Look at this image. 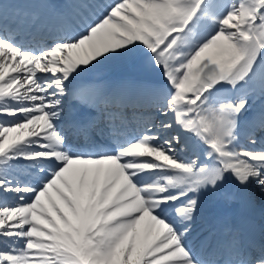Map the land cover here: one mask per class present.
Listing matches in <instances>:
<instances>
[{
    "label": "snow or ice",
    "instance_id": "obj_1",
    "mask_svg": "<svg viewBox=\"0 0 264 264\" xmlns=\"http://www.w3.org/2000/svg\"><path fill=\"white\" fill-rule=\"evenodd\" d=\"M12 7L0 0V264H264V232L242 243L223 218L194 235L203 196H264V0H113L43 45ZM112 60L156 74L137 94L157 117L129 138L103 121L119 97L74 86Z\"/></svg>",
    "mask_w": 264,
    "mask_h": 264
},
{
    "label": "bare ground",
    "instance_id": "obj_2",
    "mask_svg": "<svg viewBox=\"0 0 264 264\" xmlns=\"http://www.w3.org/2000/svg\"><path fill=\"white\" fill-rule=\"evenodd\" d=\"M53 1L54 0H7L8 3L13 5V7L9 9V19H11L13 22L10 23L8 21V23L19 24L23 22L25 25V35L28 37V40L30 37H33L34 42H39L40 45H43L52 39H56L57 36L59 34H63V30H65L56 28L55 31H52L49 27H47L48 25L55 24L56 27L61 25L63 28H66L68 25H78L82 21H87L89 18H94L97 14L102 12L106 4L113 2V0H90L92 4L88 8V11L84 17L78 20L77 15L73 11L70 12L69 9L65 13V16L59 15L60 12L56 14L57 16H51V14L47 13L49 10L48 8L46 9L45 4H52ZM42 9H46L47 12L43 11ZM62 12H64V10ZM33 16L42 17V20H39V23L37 24L38 27H35L36 29L31 27ZM62 22L71 24L65 25V23ZM136 63L137 61L133 63L122 60H112L98 66L95 71L82 75L77 81L74 82L75 88H78L79 90H87L89 92L92 91L94 86L97 84H101L104 86L103 88H106L105 86L107 84H112L114 88L109 91L108 95L110 96L112 94H116L117 91L115 89L121 90L118 92L117 97H119V99L117 100L116 104H110L115 107L114 115L117 117L115 123L118 122L121 126L122 121H125V123H137L135 134L139 132L149 120L156 119L157 117L154 100L150 96H147L144 99L142 95L137 94L138 86L143 85L142 82L146 79V77H144V73L140 69H134V66L137 65ZM126 86L134 87L130 90H127V94L131 95V99L129 100L130 107H126V104H124L126 103V95H124L122 90ZM138 102H141L143 106L142 110L134 106L137 105ZM262 105H264V99L260 97L259 91L257 89L256 96L252 102V113H258ZM123 118L126 120H123ZM105 120H107V114H105ZM242 143H247V138H245ZM27 170L29 169H27L24 165H18L14 169V173L18 175L19 173ZM222 191L224 193H231L234 192L235 189L232 184H227L224 186ZM251 191L253 194L250 198H238L231 203L224 202V200L218 194L206 195L202 197V206L208 205L212 207L213 203L223 200L221 204L217 205V211L222 218H225L226 215L233 212L236 208L238 211H242L246 206H250L249 203L261 205L264 211V196L260 195L258 190L255 188ZM198 220L202 221L203 217L200 216ZM256 238L260 240L261 235H258Z\"/></svg>",
    "mask_w": 264,
    "mask_h": 264
},
{
    "label": "rangeland",
    "instance_id": "obj_3",
    "mask_svg": "<svg viewBox=\"0 0 264 264\" xmlns=\"http://www.w3.org/2000/svg\"><path fill=\"white\" fill-rule=\"evenodd\" d=\"M145 63L143 62V61H140L139 62V65L141 66V65H144Z\"/></svg>",
    "mask_w": 264,
    "mask_h": 264
}]
</instances>
